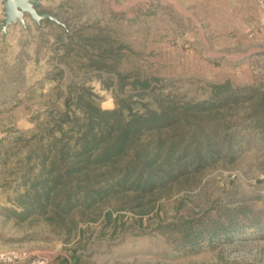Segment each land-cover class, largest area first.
Here are the masks:
<instances>
[{"label":"rangeland","instance_id":"1","mask_svg":"<svg viewBox=\"0 0 264 264\" xmlns=\"http://www.w3.org/2000/svg\"><path fill=\"white\" fill-rule=\"evenodd\" d=\"M39 10L65 27L47 20L37 26L27 15L28 28L11 26L10 39L0 44V253L46 255L50 264H264V139L249 117L256 100L217 117L238 138L234 162L207 168L143 209L113 203L104 209L110 217L79 223L71 234L39 215L19 220L11 212L22 211L17 202L26 191V174L38 172L29 169L34 163L25 160V144L43 136L38 126L57 119L68 86L89 88L103 110H113L117 97L131 96L136 111L156 108L154 99L205 102L212 86L226 83L264 90V36L257 33L256 5L44 0ZM93 37L112 46L103 62L113 70L90 66L85 52L100 59L87 42ZM120 75L128 84L124 90ZM135 80L149 81L147 95H138L141 90L130 85ZM184 222L202 238L184 243V232L176 229Z\"/></svg>","mask_w":264,"mask_h":264},{"label":"trees","instance_id":"2","mask_svg":"<svg viewBox=\"0 0 264 264\" xmlns=\"http://www.w3.org/2000/svg\"><path fill=\"white\" fill-rule=\"evenodd\" d=\"M100 59L85 52L94 69L113 70L104 61L112 46L99 37L87 39ZM69 47V45H68ZM108 49V50H107ZM68 53L73 51L68 49ZM120 90L127 87L119 76ZM143 97L148 80L131 82ZM212 97L197 104L154 99L156 108L134 110L131 96L116 98L113 110H103L84 86H68L65 108L50 126H38L43 136L28 140L26 162L38 172L25 176V193L18 197L19 220L41 216L68 234L79 223L110 217L104 209L113 203L141 208L219 163H232L240 149L232 125L219 113L241 102L256 100L253 127L264 139V90L212 86ZM220 120V121H219ZM184 224V225H183ZM183 242L193 244L202 235L185 225ZM217 235L214 233L212 236Z\"/></svg>","mask_w":264,"mask_h":264},{"label":"water","instance_id":"3","mask_svg":"<svg viewBox=\"0 0 264 264\" xmlns=\"http://www.w3.org/2000/svg\"><path fill=\"white\" fill-rule=\"evenodd\" d=\"M44 0H1L3 7V19L0 23V32L6 38L10 27L20 24L24 29L28 28L27 15L37 26L45 20L65 27V24L57 16L50 12H40L39 7Z\"/></svg>","mask_w":264,"mask_h":264},{"label":"built area","instance_id":"4","mask_svg":"<svg viewBox=\"0 0 264 264\" xmlns=\"http://www.w3.org/2000/svg\"><path fill=\"white\" fill-rule=\"evenodd\" d=\"M261 12L257 23V33L264 36V0H251ZM0 264H50L46 255L28 257L26 253L7 251L0 253Z\"/></svg>","mask_w":264,"mask_h":264},{"label":"crops","instance_id":"5","mask_svg":"<svg viewBox=\"0 0 264 264\" xmlns=\"http://www.w3.org/2000/svg\"><path fill=\"white\" fill-rule=\"evenodd\" d=\"M9 31H10V32H8V35H7L6 38H4L3 35H2V33L0 32V44L5 43V42H8V39H10V37H11V29H9ZM9 68H10V67L8 66V68L4 67V68H2L1 70H2V72H8V69H9ZM12 91H13V90H12ZM12 94H13V92H12Z\"/></svg>","mask_w":264,"mask_h":264}]
</instances>
